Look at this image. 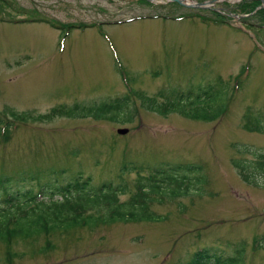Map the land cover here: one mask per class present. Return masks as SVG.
I'll list each match as a JSON object with an SVG mask.
<instances>
[{
  "label": "rangeland",
  "instance_id": "rangeland-1",
  "mask_svg": "<svg viewBox=\"0 0 264 264\" xmlns=\"http://www.w3.org/2000/svg\"><path fill=\"white\" fill-rule=\"evenodd\" d=\"M209 1L191 0L202 7L186 8L165 1L0 0V175L11 178L10 192L36 194L46 184L88 178L91 191L128 187L122 201L139 178L147 184L148 172L195 168L183 173L178 195L170 196L173 183L149 195L147 210L161 220L0 242V264H185L200 247L228 257L240 246L239 264H264V176L256 173V185H247L231 163L253 164L264 152V135L242 128L245 115L264 118V10L245 13L249 0ZM137 17L151 19L108 24ZM67 25L73 28L65 31ZM158 92L224 111L212 122L162 116L136 97ZM126 96L111 121L40 117L58 105ZM121 128L124 136L115 132ZM123 166L141 173L121 174Z\"/></svg>",
  "mask_w": 264,
  "mask_h": 264
},
{
  "label": "trees",
  "instance_id": "trees-1",
  "mask_svg": "<svg viewBox=\"0 0 264 264\" xmlns=\"http://www.w3.org/2000/svg\"><path fill=\"white\" fill-rule=\"evenodd\" d=\"M137 1L141 4L149 5L143 0ZM247 4L242 8L245 13L251 12L257 2ZM261 20L264 22V17ZM46 23L49 24L47 21ZM147 101L151 103L149 106L151 111L160 112L154 100L147 99ZM181 102V98L179 101H171L170 104L173 103L171 111L188 120L212 122L223 113V110L215 109L214 106H199L197 103L185 110L180 107ZM126 103L127 100L124 99L123 104ZM121 108L118 110L113 104H102L90 109L72 108L58 110L54 108L49 111L47 116H41V118L45 119V117L55 116L68 118L91 117L95 120L111 121L114 119L112 116H116ZM122 113L123 111L120 114ZM128 116L129 113L127 114ZM242 128L247 132L264 135V118L259 120L245 115ZM254 158L256 162L253 164L242 160L231 162L237 170L240 179L247 185H256V180L253 178H256L259 174L264 176V152L254 154ZM193 169L195 168L188 165L167 169L174 176V178H169L167 182L177 186L171 191L170 196L180 193L178 185L185 179L183 173H188ZM181 170L186 172H180ZM160 174V171L155 170L149 175L147 182H155L157 184L151 183L148 185L149 191L144 190L146 184L144 185L137 181L135 186L136 193L122 202L118 201L117 195H125L127 193L125 186L112 188L110 185H102L97 192H87L84 191L86 183H82L81 187L77 183H68L64 186L51 188H49V184H46L45 187H38V193L33 194L30 190L10 192L11 178L2 176L0 177V242L8 244L13 239H33L40 234L65 231L76 226L90 228L97 224L115 221L161 220V216L154 215L147 210V204L150 200L149 193L158 194L160 185H165V183L155 179ZM180 176L182 177L179 179ZM187 180L188 178L186 177ZM72 193H75V195L72 196ZM55 195L59 196V198L54 197ZM182 195H186V193ZM37 196L41 197L37 198ZM242 251L243 246H240L239 249H234V256L221 257L211 251V248L204 247L195 250L185 264H239L238 256L241 255Z\"/></svg>",
  "mask_w": 264,
  "mask_h": 264
},
{
  "label": "water",
  "instance_id": "water-1",
  "mask_svg": "<svg viewBox=\"0 0 264 264\" xmlns=\"http://www.w3.org/2000/svg\"><path fill=\"white\" fill-rule=\"evenodd\" d=\"M146 1H148V2H152V0H146ZM165 1H167V2H174V3H177V4H179V5H181V6H184V7H196V8H201V7H202L201 4L186 5V4H184V3L182 2L183 0H165ZM256 1H258L259 4H260V5L258 6V8H262V9H264V0H256ZM214 2H216V0L206 2L205 4L211 5V4H213ZM125 133H126V130H117V134H119V135H123V134H125Z\"/></svg>",
  "mask_w": 264,
  "mask_h": 264
},
{
  "label": "bare ground",
  "instance_id": "bare-ground-1",
  "mask_svg": "<svg viewBox=\"0 0 264 264\" xmlns=\"http://www.w3.org/2000/svg\"><path fill=\"white\" fill-rule=\"evenodd\" d=\"M229 1H231V2H235V1H237V0H229ZM184 4H190L191 3V0H183L182 1Z\"/></svg>",
  "mask_w": 264,
  "mask_h": 264
}]
</instances>
